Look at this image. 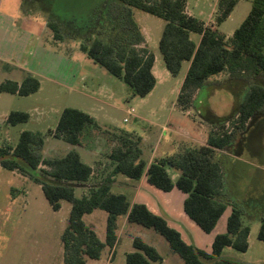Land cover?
I'll return each mask as SVG.
<instances>
[{
  "label": "trees",
  "instance_id": "1",
  "mask_svg": "<svg viewBox=\"0 0 264 264\" xmlns=\"http://www.w3.org/2000/svg\"><path fill=\"white\" fill-rule=\"evenodd\" d=\"M238 1L219 0L217 26L213 27L186 12L187 0H114L113 19L109 22L108 17L102 19L99 23L102 31L90 36L81 48L96 63L123 80L134 95L146 97L156 85L152 71L155 54L148 47H139L145 38L134 18V9L164 19L159 50L167 69L173 76H178L184 62H190L177 98L178 106L183 111H190L196 107L197 91L213 75L225 71L233 79H264V0H254L249 14L231 37L219 29ZM47 25L55 30L56 39H63L57 22ZM192 33L201 36L199 42L192 39ZM40 86L37 76L26 73L20 83L14 80L0 83V92L29 95L37 92ZM263 108L264 85L253 81L231 130L211 131L207 144L183 145L175 154L157 158L148 165L139 136L123 129L104 128L87 112L66 107L50 135L71 145H80L86 132L94 128L116 141L107 154L113 164L109 175L80 197L75 193L76 188L90 181L93 168L82 160L76 149L61 156H44L45 137L39 132L24 130L15 146H0V164L38 183L54 210H60L62 200L71 204L68 224L62 235L64 264H86L88 259L100 258L106 247L113 248L121 216L162 235L185 264H258L222 256L226 247L248 250L251 226L244 220L245 208L224 198L225 179L216 150L228 147L235 132L244 129L249 119ZM30 116L29 112L14 110L8 114L6 122L10 125L24 123ZM169 168L179 171L177 180H173ZM145 173L151 184L164 191L178 187L186 193V213L206 232L213 231L226 208L232 206L227 231L216 235L211 254L186 243L180 232L145 204H131L126 194L112 191V176L123 174L140 179ZM95 209L108 213L104 241L83 219ZM260 221L258 238L264 241V214ZM133 246L134 251L126 255V264L163 263L161 252L142 237L135 236Z\"/></svg>",
  "mask_w": 264,
  "mask_h": 264
},
{
  "label": "rangeland",
  "instance_id": "2",
  "mask_svg": "<svg viewBox=\"0 0 264 264\" xmlns=\"http://www.w3.org/2000/svg\"><path fill=\"white\" fill-rule=\"evenodd\" d=\"M12 1L19 2V7L15 10L22 14L29 11L31 16L40 23L57 22L63 39L58 38L56 40L59 41H55L56 32L48 25L44 30L37 27L35 31L40 36L35 41L37 43L33 49L36 54L23 55L22 53L21 57L18 56L17 59L37 69L41 87L37 92L29 95L8 92L1 94L0 146L4 144L15 146L21 132L31 130L45 137L44 156H61L71 149H76L83 161L90 164L96 158L89 151L93 143L89 141L86 143V139L81 145H71L49 133L56 128L61 113L66 107L94 109L98 116L97 121L102 127L123 129L142 136L150 128L157 132L158 127L168 123L172 125H177L179 122L187 124V121L193 123L194 117L199 116L195 108L183 111L177 105L178 90L189 62H184L178 76L171 75L169 78L160 79L146 97H139L133 94L132 89L123 80L112 75L82 50L81 46L88 43L90 36H95L98 30L99 33L102 31L101 24L99 25L102 19L108 17V22L113 19L114 0H4V5L7 7ZM218 2L219 0H187L186 12L204 21L206 26L216 27V16L219 14ZM253 4L254 0H239L231 18L226 19L219 26L220 30L231 33L237 29L249 14ZM12 13L10 11V14ZM134 18L145 38L139 47H148L149 50L155 51L163 62L159 41L165 20L139 9H134ZM199 37V34L192 33L195 41ZM11 55H15V52L13 51ZM3 56L6 54L4 53ZM10 59L4 58L0 66H12L14 62L11 63ZM3 72H0V79L9 77L8 69ZM225 77V75L218 77L215 75L210 79L220 82ZM242 80L244 85L250 84L248 78ZM230 85L231 82L218 88L208 84L203 88L201 97L207 100L214 90L230 89ZM200 107H203L205 114L209 112L207 103ZM131 108L136 110L134 115L129 113ZM14 110L29 112L31 118L27 122L10 125L5 121V117ZM125 118L129 119L128 122H125ZM100 136L102 137L97 139L99 142L96 149L103 154V160H107V152L113 148L116 141L110 140L107 134L101 133ZM103 140L106 141L103 142ZM83 146L87 148V151H84ZM238 148L243 149L239 157L257 163L264 161V119L261 123L258 121L245 133L239 145L234 146V149ZM147 153L149 152L144 150V158L149 157ZM232 162L230 161L231 166ZM233 165L236 171L229 179L230 189L238 197H243L241 196L243 191L239 193L242 180L240 182L237 180V170L241 165L236 161ZM242 174L249 175L247 169L246 173ZM123 177L126 176L117 174L118 181ZM252 179L251 186L261 185L262 188L259 189L264 190V177L256 183ZM133 182L138 180L134 179ZM248 189L249 186L246 191ZM113 190L132 193L133 188L116 185ZM88 192L89 190H84V187H77L75 191L78 197ZM61 205L60 210H54L38 183L19 171H11L0 164V264H64L62 235L68 224L71 204L62 200ZM231 207V205L228 206L227 214L230 213ZM107 218L108 213L105 210L95 209L92 213L86 214L83 219L104 241ZM122 221L123 216L120 218L121 224ZM127 224L128 226L123 228L124 232L119 233L122 235V241L118 246L116 245L111 259L109 256L112 249L108 247L103 250L100 258L88 259L86 264H126L127 253L135 249L131 239L137 235L151 242L154 241L164 257L165 261L163 260L162 264H185L168 247L169 244L162 235L157 233L159 236L157 237L148 231H154L153 229L138 223L128 221ZM259 225L260 223L255 221L252 226L250 247L247 251L228 247L222 256L264 264V241L258 238ZM197 228L206 234L200 227Z\"/></svg>",
  "mask_w": 264,
  "mask_h": 264
},
{
  "label": "crops",
  "instance_id": "3",
  "mask_svg": "<svg viewBox=\"0 0 264 264\" xmlns=\"http://www.w3.org/2000/svg\"><path fill=\"white\" fill-rule=\"evenodd\" d=\"M18 7H19V2L15 3L14 1H12L11 5L9 4L6 7L4 5V0H0V62L2 63L3 59L6 57L11 58L10 59L12 60L10 61L11 63L14 62L12 63L13 64L12 66H0L1 73H4L3 71L5 69H8L10 71L9 77H2L0 79V83L6 80H14L20 83L26 73H31L33 75H36L37 77L39 75L37 69H35L32 66H29L27 62L20 61V59H17V58L22 53L23 55L25 53L30 54V55L36 54V51L33 49L35 48V45L37 43V42L35 43V41L39 39L38 37L40 35H38L37 31L35 30H37V27L40 30H44L45 27L47 29V22H41V23L38 22L36 18L31 16L32 14L29 11H27L26 13L23 12V14L20 13V11L15 10ZM10 11L11 13L12 12L13 13L10 14ZM233 12L234 10L232 11V13L227 19L231 18ZM234 31L231 33H224V32L223 33L226 34L227 37H231ZM200 39H201V36L199 37L197 42H199ZM54 40L59 41V40H56V38ZM55 41L54 43L57 44V42ZM13 51L15 52V55H11ZM4 53L6 54V56H3ZM153 53L155 54V62L152 67V71L156 77V85H157L160 79L169 78L172 74L167 69L164 60L163 62L160 61L159 54L156 53L155 51H153ZM189 66H190V62L188 64V69H189ZM186 74L184 75L181 81L180 88L178 90L179 93L181 91V87H182ZM221 75H225L226 76L225 79H223L220 82H214V80L210 79L212 77L211 76L208 78L205 85L197 91L195 95V99H196L195 109H196V113L199 116L194 117L193 123L191 121H187V124L186 123L184 124L183 122H179L178 124L176 123L177 125L175 124L172 125L168 123L166 125L158 127L157 132H155V130L150 128L149 130L145 132V135L143 136L139 134L137 135V133H134L136 136H139L141 138L140 145L142 147L143 154H144V150L149 152L147 153L149 154V157L145 158L148 161V165L151 164L157 158H165L167 156L175 154L176 152L180 150V148L183 145H193L194 146V145L207 144L208 137L211 131H216L222 128H224L225 130H228V129L231 130L233 127H230V126L239 117L238 110L240 108L241 103L244 101L246 94L248 93L250 89V84L254 81V82H258L264 85V79H260V78L250 80L249 85H244V81L242 79H233L230 77L228 72L224 71L220 74H217L216 77L221 76ZM213 79H216V78H213ZM225 82L226 83L231 82V85L229 86L230 89H227V88L222 89V90L216 89L212 92V94H210L207 100H204L201 97L203 88L206 85L210 84L214 87L219 88V87H223L226 84ZM3 93L4 92H0V96ZM205 103H207V107L209 108V112L206 113L207 115L204 113L203 107H200V105L202 106ZM177 105H178V102H177ZM80 110L87 112L96 120L98 119V116L96 115L95 111H93L94 109L88 110L86 108H81ZM6 119L7 117H5V121ZM178 119L184 120L182 118H178ZM263 119H264V108L256 112L249 119L244 129H238L235 132L232 138V142L230 143L228 147L224 149L216 150L217 159L220 160L222 164V170L224 173V179H225V187L223 189L224 198L235 201L245 208L246 214H245L244 220L246 223L250 224L251 230H252V226L255 223V221H258L261 225L260 216L264 214V190L259 189V188H262L261 185L251 186L250 182L252 178H253L252 180H254L253 182L255 183L263 179L264 161H259L257 163V162H251L246 159H243L239 157L240 156L239 154L241 153L243 149L241 150V148L240 149L238 148L236 150L234 149V146L239 145L245 133L251 127L256 125L258 121L259 123H261V120ZM0 124H1V120H0ZM55 129L50 130V131L54 132ZM100 135L101 133H99L96 129L90 128L86 132L82 140L83 142L84 140L87 139L86 143L89 141L90 143L94 144L90 146L91 148H89V151L91 155H95L96 157L95 159L91 161L90 164L87 163L93 168V175L88 183H85L79 186V187H84V190H87V189L89 190L91 186L102 182L103 179L109 175L112 169V166H113L112 161L108 157H107L108 158L107 160H103V157H104L103 154L100 151H98V149H96V145L99 142L97 139L99 137H102ZM105 141L103 140V142ZM83 147H84V151H87V148L85 146ZM263 151H264V148H263ZM230 161H233L232 166L230 165ZM234 161L239 162L241 165V167H239V170H237L238 172L237 180L238 182L242 180L241 181L242 187L239 188V193L243 191V194L241 195L243 197H238V195H235L233 191H231L230 189L229 179L232 173L236 171V168H234V165H233ZM102 162H104V165H102ZM106 164L107 166H105ZM246 169L249 174L248 176L247 175L245 176L242 174V173H246ZM168 171L174 181L177 180V178L180 176L179 171H176L175 169L169 168ZM252 176H257L259 178H254ZM112 179H113L112 191L114 193L126 194L131 204H135V203L145 204L153 213L164 217L166 221L168 222V224L170 225V227L180 232L182 238L184 239L186 243L194 245L197 248L206 251L207 253H210V254L212 253V250H213L212 246H213V242H214L216 235L225 233L227 231L228 218L232 213V207H231V211L229 214H227L226 212L228 207L226 208V210L224 211V213L218 220V223L216 227L213 229V231L206 232L186 213L185 208H184V203H185V199L187 198V194L184 193L182 190H180L178 187H174L170 191H164L156 187L155 185L151 184L148 181V176L146 173L140 179H136L138 180V182H133L134 179L127 177V176L123 177V179L120 181L117 180V175L112 176ZM242 182L244 184L247 182L248 185H243ZM116 185L124 186V187L126 186L132 187L133 191L132 193L114 191L113 188ZM248 186H249V189L246 191ZM121 217H119V227L117 230V236H118L117 242L115 246L111 248L112 251L109 256V259H111L116 245L118 246L122 241L121 234L124 232L123 228L128 226L127 216H123L122 224L120 222ZM260 225H259V229H260ZM197 227H200L206 234H203L202 232H200V230ZM148 231L150 233H154V235H157V237H159L157 232L152 231V230H148ZM250 236H251V231L249 235V247H250ZM134 237L131 239L132 241L134 240ZM143 239L153 244L159 250V248L154 243V241L151 242L146 238H143ZM168 247L170 246L168 245ZM227 248L228 247L224 248L222 254L226 251ZM175 255L178 257V259H181L176 253ZM223 257L234 259L230 256H223ZM234 260H238V259H234ZM238 261H241V260H238ZM241 262L263 264L259 262H248V261H241Z\"/></svg>",
  "mask_w": 264,
  "mask_h": 264
},
{
  "label": "built area",
  "instance_id": "4",
  "mask_svg": "<svg viewBox=\"0 0 264 264\" xmlns=\"http://www.w3.org/2000/svg\"><path fill=\"white\" fill-rule=\"evenodd\" d=\"M135 112H136L135 108H131V109L129 110V113H130L131 115H134ZM124 120L127 122L129 119H128V118H125Z\"/></svg>",
  "mask_w": 264,
  "mask_h": 264
}]
</instances>
